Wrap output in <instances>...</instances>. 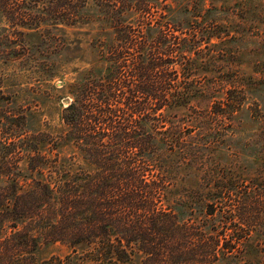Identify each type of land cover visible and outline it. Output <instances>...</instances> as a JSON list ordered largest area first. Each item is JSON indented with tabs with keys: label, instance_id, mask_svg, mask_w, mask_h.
I'll return each mask as SVG.
<instances>
[{
	"label": "trees",
	"instance_id": "obj_1",
	"mask_svg": "<svg viewBox=\"0 0 264 264\" xmlns=\"http://www.w3.org/2000/svg\"><path fill=\"white\" fill-rule=\"evenodd\" d=\"M163 1L0 0V59H34L20 39L34 30L43 35L41 63H57L80 50L59 35L61 26L97 24L92 46L108 62L67 85L73 99L59 135L32 132L24 114L1 109L0 264H40L34 252L46 243L70 253L42 264H129L139 256L140 264H264V187L252 196L225 175L214 158L224 135H190L200 119L165 127L166 107L224 122L242 98L209 101L202 111L189 105V77L196 59L210 56L213 25L193 14L175 20ZM64 146L91 169H74ZM214 178L221 184L211 186Z\"/></svg>",
	"mask_w": 264,
	"mask_h": 264
},
{
	"label": "rangeland",
	"instance_id": "obj_2",
	"mask_svg": "<svg viewBox=\"0 0 264 264\" xmlns=\"http://www.w3.org/2000/svg\"><path fill=\"white\" fill-rule=\"evenodd\" d=\"M166 4L167 10L173 9L175 20L180 21L193 14L198 15V22L213 25L210 56H204L206 59L203 63H198L199 59H196L189 77L192 89L189 105L202 111L209 101L234 103L239 98L242 100L240 108L230 118L224 117V122L221 117L210 121L204 117V111L196 112L202 113L199 116L191 113V109L186 106L166 107L162 110L165 127L174 130L192 128L195 123L185 120L195 118L203 124L202 128L190 132L196 139L205 133L210 134V139L224 135V146L220 145L222 152L214 158L225 167L227 177H233L238 185L248 188L247 193L256 196L257 189L264 187V165L256 164L257 160H264V140L261 134L260 138L256 137L261 131L264 132V0L163 1L164 7ZM185 7L190 9L186 13ZM97 28V24L61 26L63 34L59 35L68 41L76 40L78 45H73L80 50L69 57L56 58L57 63H41L42 57L36 46L43 35L39 31L27 30L23 39H20L24 40L25 47L29 48V53L36 60L0 59V96L4 98L0 97V112L5 109L14 115L24 114L27 118L26 127L32 132L59 135L64 128L61 115L65 102L73 99L67 85L77 80L91 65L108 63L97 55L96 48L92 46ZM214 35H220L221 38H215ZM46 65L54 70L45 72ZM174 68L177 75L172 78H177L180 76L179 66ZM202 97L206 100L199 101ZM186 134L183 139H192ZM60 151L65 157L75 154L74 169H91L74 148L64 146ZM245 165L246 171L242 169ZM219 184L221 182L217 178L210 182L211 186ZM180 209L179 216L187 218L188 210ZM200 213L201 210H197L192 217L196 218ZM69 253L70 250L59 243H46L34 252V256L42 264L52 256L63 259ZM140 261V256L134 257L129 264H140Z\"/></svg>",
	"mask_w": 264,
	"mask_h": 264
},
{
	"label": "water",
	"instance_id": "obj_3",
	"mask_svg": "<svg viewBox=\"0 0 264 264\" xmlns=\"http://www.w3.org/2000/svg\"><path fill=\"white\" fill-rule=\"evenodd\" d=\"M65 103H67V101Z\"/></svg>",
	"mask_w": 264,
	"mask_h": 264
}]
</instances>
